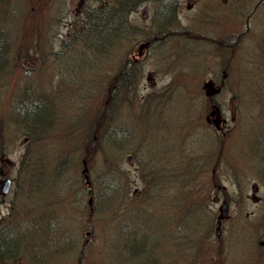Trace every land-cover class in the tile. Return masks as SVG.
<instances>
[{
    "label": "rangeland",
    "instance_id": "rangeland-1",
    "mask_svg": "<svg viewBox=\"0 0 264 264\" xmlns=\"http://www.w3.org/2000/svg\"><path fill=\"white\" fill-rule=\"evenodd\" d=\"M107 1L84 0L77 12L79 0H0V29L11 39L0 79V166L15 179L0 196V230L26 223L22 245L30 249L18 245L16 261L2 264H256L247 245H258L249 229L264 205L250 198L255 184V195L264 196V0H174L179 21L156 35L143 27L156 6L146 1L134 8L133 24L118 27L122 35L96 51L102 33L85 21L117 8ZM145 32L157 37L137 56ZM125 60L132 66L122 75ZM205 81L223 86L205 90ZM30 82L26 99L44 101L19 121L13 101ZM212 95L229 124L225 136L206 126ZM109 105L93 138L109 124L118 145L101 140L85 181L86 126ZM35 114L52 127L26 145L21 124L32 126ZM28 150L36 180L21 166ZM221 192L235 203L219 256L207 244V217L208 208L219 211L213 197ZM89 195L100 209L91 215L92 231ZM38 217L41 225H32ZM65 238L73 249L61 248ZM44 246L49 256L32 260L43 257Z\"/></svg>",
    "mask_w": 264,
    "mask_h": 264
},
{
    "label": "flooded vegetation",
    "instance_id": "flooded-vegetation-1",
    "mask_svg": "<svg viewBox=\"0 0 264 264\" xmlns=\"http://www.w3.org/2000/svg\"><path fill=\"white\" fill-rule=\"evenodd\" d=\"M106 1H102L100 3V5H106L105 4ZM111 6L113 4H117V2L115 1H112V2H108ZM181 2L179 1H175L174 4L177 5V7L175 9H172L170 10L169 8L171 7L170 6V2L167 1V0H161V1H155V4L156 6L153 8V10L151 11V15H149L150 17L147 16V14L145 13L143 15V19L144 20H148L149 22L147 23H143L144 24V29L147 27V28H155V35L158 33H162V24L161 23V19L163 17V19L165 18V16H169L171 22H175V21H179V18L177 17V13H176V10L179 6ZM83 3H78V7L76 8V11L79 12L82 8ZM167 4H168V7H167ZM81 7V8H80ZM118 7V4L117 6ZM116 9L117 8H113V7H106L104 10H101L100 12H96L92 15H90L91 19H94L95 21V24L96 26L100 29V31L102 32V25L103 24H106V30L107 31H110L108 32V35L109 36H114L117 32V22H116ZM138 9V8H137ZM137 9H129L127 11V13L125 12L124 15L126 16L127 18V21L129 24H133V20L132 18H134V15L137 14ZM150 14V13H149ZM108 23H110L111 28L110 30L107 29V26L109 25ZM145 36H144V39H142V42H140V44L138 45V48L136 50V55L137 56H142L145 51L149 48V46L151 45V42L153 40L156 39L157 36H152L151 37V34L150 33H144ZM134 59H137L135 56H133ZM136 61V60H135ZM7 71V70H6ZM6 76V74H5ZM2 80L0 81V84H2ZM32 88V83L30 82V85L29 86H26L25 89L20 92L17 96H16V99H14L13 101V114H14V118H16L17 120L19 119V121H22L21 117H23V112L25 111V113H27L29 110L30 112L33 111L32 109L33 108H37L38 107V98H35L33 99V103H32V106L31 107H28V103L25 101V96H26V92ZM235 98H231V113L233 114V119L235 117L234 115V101ZM209 102L211 103V105L214 103L211 99H209ZM27 105V107H26ZM220 106V113H219V116H218V119L216 121H214V118H209L207 117L206 119V123H207V127L210 129V130H213L215 131L216 133H222L223 136L226 135L228 129H229V124L227 122V119L226 117L224 116L223 114V107L221 104H218ZM17 114V117H15V115ZM230 121H232V119L230 118ZM33 122L35 121H31L30 123L32 124ZM28 122H25V124L27 125ZM21 126H23L24 130L27 132V135L24 139V142L29 144L32 143L29 139V131L31 130L29 127H25L24 125V122H22ZM29 134V135H28ZM25 145V146H26ZM24 146V148H25ZM5 148V144L3 145H0V160L4 159L5 156H4V153H3V149ZM30 149L29 146H26V149ZM32 149V148H31ZM262 156V155H261ZM5 162H6V159H5ZM263 163V161L261 162ZM34 180H36V178L34 177L33 178ZM9 180V186H8V189L6 192H4V186H5V183L6 181ZM15 179H13L11 176H8L7 175V172L4 170V168L2 166H0V196H6L11 188H12V185L14 183ZM263 184V183H262ZM253 191L255 193H253ZM253 191H251V200H253L254 202H264V196H256L255 194L258 193L259 191V186H257L256 184L253 185ZM234 198H227L222 192L220 193V195H214L213 197V203L216 202L217 205H219V211L217 212L214 208V206L208 208L210 212V216L207 217V223H208V226H209V230H210V234H209V243L208 244V247L211 245V244H215L216 245V248L220 249L218 251V254L216 255H219V256H222V254H224V249H225V243H226V222L228 221L229 219V210H230V207L235 203V201H233ZM226 207L227 208V214L221 218V219H218L220 214H221V210L223 207ZM239 214L241 216H247L245 212V210H242V209H239ZM253 213V212H251ZM245 218V217H244ZM199 227V226H198ZM251 231V233H250ZM212 232H213V236H212ZM251 234V235H250ZM249 235L251 236V240L253 242H256V244L258 245H253V243H251L250 245H247V248L249 249H253L255 251V253L257 254V259H255V263L256 264H264V205L262 206L261 208V215L253 220V224H251V229H249ZM251 241V242H252ZM2 245V243H1ZM16 248L15 246L11 245V248ZM252 250V251H253ZM6 254V251H0V256ZM10 255H14V256H10L9 257V260H13L14 262L16 261V258L18 257H15V255H18V252L15 250V251H11L10 252ZM212 259H213V254L211 255ZM6 257L5 256H2L0 257V264H2V262L6 261L7 259H5ZM34 261L36 262H39V261H42V260H45V256L43 257H40V258H35V257H32ZM49 259V258H48ZM49 261V260H48ZM48 261L46 263H48ZM211 260H209L210 262ZM213 264H216V262H212ZM6 264H20V262H17V263H13V262H7Z\"/></svg>",
    "mask_w": 264,
    "mask_h": 264
},
{
    "label": "trees",
    "instance_id": "trees-1",
    "mask_svg": "<svg viewBox=\"0 0 264 264\" xmlns=\"http://www.w3.org/2000/svg\"><path fill=\"white\" fill-rule=\"evenodd\" d=\"M111 1H115L117 2L118 4V7L116 9V15L118 17V19L120 20V16L122 14H124V12L128 11L129 9H132V8H135L138 4H140V2H144L145 0H111ZM2 2H4V0H2ZM173 9V8H172ZM170 9V10H172ZM87 22V27H88V24H91L92 23V20L91 18H88V20L86 21ZM123 23V22H122ZM170 23V18L169 16H165V18L161 19V23L163 26L162 27H165V26H168ZM109 25L107 26V29L110 30L111 26L110 23H108ZM118 26H117V29H119L118 27L122 26L121 23H117ZM96 26V24H95ZM110 32V31H109ZM89 33V31H88ZM167 33H172L170 32L169 30L167 31ZM103 44H108L111 42L112 40V37L110 38V36H108V38H105V40L101 39ZM100 40V41H101ZM11 49V39L10 37L8 36V34H5L3 32V30L0 29V79L4 77V75L6 74V70L5 68L7 69L8 67V62L10 64V59H9V56H8V53ZM101 48V45L98 46V50L95 49L96 51H100ZM130 65L131 66V63H128L126 62V60L123 62L122 66H121V69L120 70H125L122 75L124 74H128L131 70H130ZM10 68V66H9ZM129 69V70H128ZM119 70V71H120ZM45 93H43V96H44ZM28 95V94H27ZM45 97V96H44ZM40 101V103L38 104V107L42 105L41 102L44 101V99L40 98L38 99ZM25 101L28 103V107H31L32 106V103H33V99H26V96H25ZM27 107V105H26ZM111 109V106L109 105L108 107H104L102 111L99 112L98 116L96 119H94L93 121H91L88 126H86V136L84 138V145H83V150L81 152L82 156H83V159L84 160H88L90 158V156H92L94 154L95 151H98V147H103V141L101 140H104L105 141V144L107 146H109V148H112L116 145H118V143L116 142V140L114 139L113 137V132L111 129V126H109V124L107 126H105V131L101 134L100 136V140L97 142V141H94V134H96V132L98 131V128L104 123L106 124V117L108 116V113H109V110ZM25 115V111L23 112V116ZM35 118H36V121L33 122L31 125V127H29L31 130L29 131V137H30V141H34V139H36L37 137H43L42 135L46 132L47 129H50V127L52 126V122L50 119L48 121V124L47 126H44V123L42 121H40L41 119L36 116L35 114ZM39 118V119H38ZM39 133L42 135L39 136ZM40 138V139H41ZM96 148V149H95ZM108 152L110 151H105L103 152V154H108ZM23 161H22V169H26V168H29V176L32 178L33 177V173H32V168L33 166H31V159H30V152L27 151L25 154H24V157H23ZM34 178V177H33ZM41 179L37 181L38 184H41ZM110 190L112 191L113 190V186L110 188ZM88 194H91V191H87ZM90 196V195H89ZM92 210L93 212L91 211L88 215V218H87V223H86V230H91L92 231V225L90 226V218L97 214L100 209H99V203H98V199L96 196L92 195ZM92 215V216H91ZM41 217H38L37 219L35 220H32V225H41ZM22 227L24 229H21L20 230V226H17V227H12V226H6L4 227L2 230H0V251H6V254L2 255V256H5L7 258H9L10 256H14V255H10V252L11 251H18L19 250V246L18 245H22V241H23V238H24V235L26 234V227H27V224L24 223L22 224ZM67 235V233H66ZM71 240V238H69ZM65 238V244L61 247L63 250H70V249H73L71 247L72 243L70 240ZM36 241H41L40 239L36 240ZM2 243V245H1ZM11 245L15 246L16 248H11ZM46 246H44L43 249H45ZM23 248L25 250H30L28 249L27 247L23 246ZM49 256V252L48 250H46L44 253H42L41 256ZM0 256V257H2ZM129 256H132L129 254ZM151 261H149L147 264H155L154 263V259H150Z\"/></svg>",
    "mask_w": 264,
    "mask_h": 264
},
{
    "label": "water",
    "instance_id": "water-1",
    "mask_svg": "<svg viewBox=\"0 0 264 264\" xmlns=\"http://www.w3.org/2000/svg\"><path fill=\"white\" fill-rule=\"evenodd\" d=\"M80 3H81V1H80ZM202 88L203 89H205V90H210V88H211V83L210 82H204L203 83V85H202ZM217 113V107L216 106H214V109H213V111L211 112V115H215ZM218 118H216V119H214V121H216ZM82 175L83 176H87V167L86 166H84V168H83V170H82ZM8 186H9V181H6V183H5V186H4V192H6L7 191V189H8ZM89 203H91V199H89ZM226 213H227V208L224 206L223 208H222V210H221V214H220V216H219V218L218 219H221V218H223L225 215H226Z\"/></svg>",
    "mask_w": 264,
    "mask_h": 264
}]
</instances>
